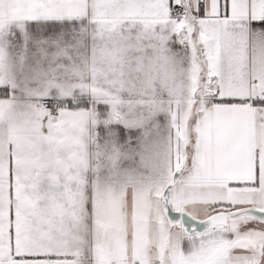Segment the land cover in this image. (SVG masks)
<instances>
[{"label":"snow or ice","instance_id":"6c2138e0","mask_svg":"<svg viewBox=\"0 0 264 264\" xmlns=\"http://www.w3.org/2000/svg\"><path fill=\"white\" fill-rule=\"evenodd\" d=\"M0 264H264V0H0Z\"/></svg>","mask_w":264,"mask_h":264}]
</instances>
